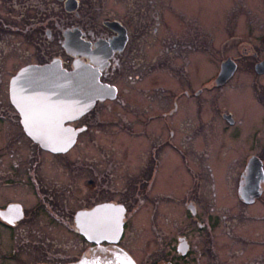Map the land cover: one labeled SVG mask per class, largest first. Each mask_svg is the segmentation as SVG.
I'll list each match as a JSON object with an SVG mask.
<instances>
[{
    "label": "flooded vegetation",
    "instance_id": "af4514ba",
    "mask_svg": "<svg viewBox=\"0 0 264 264\" xmlns=\"http://www.w3.org/2000/svg\"><path fill=\"white\" fill-rule=\"evenodd\" d=\"M58 1L61 16L35 17L42 27L39 34L57 42L56 52L46 57L37 49L36 57L31 56L33 61L25 62L24 58L18 64L17 53L22 49L17 47L18 29H27L34 21L29 10L40 14L39 10H48L50 2L0 0V264H192L193 259L200 264L198 258H192L194 252L201 257L213 253L217 258L213 264H218L213 240L208 247L206 240L202 247L194 244L188 223L174 225L168 239L155 231L153 242L164 245L148 262L139 260L121 241L132 233L133 219L128 218L151 214L155 219L160 213L171 215V219L188 217L213 239L218 219L209 212L215 206L208 207V199L214 205L221 204L222 188L230 175L229 165L225 168L223 161L229 148L220 143V135L240 123V112L220 106L216 99L226 96L225 87L240 71H254L257 79L264 77V31L257 32L256 19L252 18L237 19L240 24L232 27L238 32L227 36L214 35L188 18H175L168 27L164 16L170 10L175 12L173 0H119L124 12L106 5L99 8L106 0ZM234 3L233 9L240 12L242 7L252 15L264 0ZM6 7L9 9L2 16L1 10ZM18 21H26V25L20 27ZM229 23L234 21L228 20L226 28L231 29ZM207 36L209 43L216 40L222 52L233 51L222 53L214 48L210 54ZM193 50H201L196 59ZM200 57L203 65H209L207 60L212 58L217 65L199 81H193V63ZM78 60L96 68L100 81L116 87V94L96 100L81 115L68 116L64 123L76 132L75 140L66 150L53 152L34 141L23 126L12 81L29 65L56 61L71 72ZM229 71L225 81H218L219 74ZM257 81L248 92L252 102L256 105L254 97L262 107L264 84L259 86ZM104 107L110 116L105 115ZM135 107H142L147 116L131 117L129 111H135ZM149 107L152 113L147 112ZM193 107L207 118L199 122L194 119ZM261 113L262 109L259 127L252 133L257 142L250 148L254 151L246 155L235 175L236 196L247 204L264 194V161L255 152H264ZM119 139L121 144L131 139L139 145L140 160L131 168L123 159ZM219 146L223 156L218 153ZM229 155H233L231 151ZM255 159L259 169L248 173ZM167 174L180 176L178 197H174V191L160 187V181L167 182ZM248 174H252L250 180ZM105 205L122 213L118 242H97L84 236L86 226L94 227L93 234H98L97 226L106 225L98 222L112 215H96L97 208ZM88 215L90 222L86 223ZM155 224L161 230L160 223ZM223 233L231 236L233 230L223 229Z\"/></svg>",
    "mask_w": 264,
    "mask_h": 264
},
{
    "label": "rangeland",
    "instance_id": "374dc122",
    "mask_svg": "<svg viewBox=\"0 0 264 264\" xmlns=\"http://www.w3.org/2000/svg\"><path fill=\"white\" fill-rule=\"evenodd\" d=\"M46 1L50 2L48 10L44 12L39 10V12H41L40 14H37L34 9L29 10L31 21H34H32V24H30L27 29L23 27L17 31V47H22L21 51L18 50L17 53L18 64H21L22 62L20 61L24 58L25 62L33 61L30 60L31 58L33 59L31 56L36 57L38 54L37 52L39 51L46 57L51 56L54 52H56L54 49L57 47V42L52 41L51 38H47L43 34H39L40 30L38 29L41 28L42 32V27L37 21H35V17L43 19L50 14L61 16L58 8L59 1ZM233 4H235L234 0H173L175 12H172L171 10L168 11L164 16V19L168 27H171L175 18L179 21L184 18L191 19V21L196 20L202 27H205L209 31H213L214 35L217 34L218 36H227L230 33L232 34L236 33V31L238 32L235 27H232L240 24L241 21L238 22L239 20L237 19L247 20L252 18L253 20L256 19L255 26L257 27V32L264 31V4L259 3L256 13H253L252 15L248 14L242 7L239 8L240 12H238V10L233 9ZM104 5L108 8L124 12V6L119 0H106L99 4L98 7L101 8ZM8 9L9 8L7 7L2 9L1 15L3 16ZM227 19L234 21V24L229 23V26L231 25V29L226 28L228 24ZM18 25L22 27L26 25V21H18ZM207 38L208 43L206 42V44L210 46V49H208L209 53L213 52L214 48L216 49L215 51L220 50L218 49L219 44L215 43V39L213 42L209 43L210 38L208 36ZM37 49L38 51L36 52ZM51 49L53 50L51 51ZM24 50H28L25 55ZM230 51H233V49H228L223 52L220 50L222 53ZM200 52L201 50L192 51L194 59H196L195 57L198 56ZM41 53L39 54L41 55ZM203 60L204 59L200 57L193 63L191 71L193 81H199L208 74L212 67L217 65L213 58L207 60L209 65H203ZM212 72H210L209 75H211ZM236 75V78L234 77L235 79L233 78V80L228 83V86L225 87L226 96L220 101L216 99V103L220 104V106L221 104L229 106L237 112H240V115L237 116L239 117L240 123H237V125L233 127H228L226 131L220 135V143L224 145V147L229 148V152L231 151L233 155H229L228 152L223 158L225 168H227L228 165L230 168L229 179H224L225 186L222 188L224 200L221 204L219 203L218 205L217 203L214 205L211 199H208L210 202L208 207L215 206L214 209L209 210V212L213 215V218L217 216L214 220L218 219V223L212 232L213 239L210 236V232L208 233L206 230H199L194 223L195 221H192V219H189L188 217L181 218L178 215V219H171V215L167 213H158L159 215H157L155 219L150 213L149 216L146 215L144 217H138L137 215L133 217L131 216L128 219L129 221L133 219L130 225L132 233L127 231L128 237L124 235L121 243H123L124 247L126 246L131 253L133 252L139 260H145V262H148L149 259L151 260L153 258V254L156 253V250L163 247L164 243L157 244V242H153V236L156 234L155 231H157V234L160 235L161 233L165 234L162 235L163 238L168 239L167 234H170V230H173L172 227H174V225H184L188 223L189 226L187 229H189V234L191 235L194 244L202 247L206 240V247H208L213 240V245L219 254L218 264H264V194L257 198L255 203L247 204L238 200L235 193V175L237 169L242 165V162L245 161L246 155L251 154L254 151L250 148H253L252 145L257 142L252 133L259 127V115L261 109L264 114V104L261 102L262 107H260L257 100L253 97V101L256 103L255 105L250 98L251 92L249 93L248 90L251 91L256 80H258L257 84L259 86L264 84V77L257 79L258 77L254 71L252 73H241L240 71ZM237 85H242V87H240L237 91H232V89ZM134 92L137 91L134 90ZM262 100H264V97H262ZM116 108L121 111L120 107ZM131 109L133 108L125 111L127 112ZM141 109L142 107H135V111H129V113L131 112L129 115L131 117L139 115H144L146 117L147 114L142 113ZM152 109V107H149L146 110L148 113H152ZM103 111H107V109L104 107ZM192 114L193 118H196L198 122L201 118H207L198 114L194 107L192 108ZM105 115L110 116V111L108 110ZM228 138H232L233 140H226ZM119 142V147L123 148V159L125 160V163L128 164L129 168H131L136 161L139 162L140 160L138 158L139 145L136 141H132L131 139H125L122 144V141L119 139ZM255 152H259L258 154L260 158L264 161V152L257 150ZM218 153L223 156V151L220 150V146ZM179 178L180 176L177 174H167V182L163 183L160 181V187L174 191V195H176L174 197H178L177 194H179L181 190ZM192 195L191 197L193 198L197 197L196 195ZM136 197L137 200H139L138 196ZM146 205L147 201L145 200L144 206ZM174 207H176L179 211H182V209L178 206ZM218 215L220 218H218ZM224 216L225 218H222ZM168 219H170L172 223L168 224ZM155 222L160 223L161 230ZM230 228L233 230V235H225L223 233V229L230 230ZM162 229H164V231H162ZM192 258H198V262H200V264H213L217 261L215 260L217 258L213 253L201 257L199 252H194ZM196 263L197 261L193 259L192 264Z\"/></svg>",
    "mask_w": 264,
    "mask_h": 264
},
{
    "label": "water",
    "instance_id": "95a60500",
    "mask_svg": "<svg viewBox=\"0 0 264 264\" xmlns=\"http://www.w3.org/2000/svg\"><path fill=\"white\" fill-rule=\"evenodd\" d=\"M230 74L231 71L221 73L217 79L223 82ZM12 84L13 97L23 126L27 127L34 141L53 152L66 150L75 140L76 132L64 124L68 116L81 115L96 100L112 98L115 94L113 86L99 80V73L94 67L80 61L74 63L71 72H66L56 61L26 66L17 73ZM256 160L251 161L248 173L259 169L255 167V163H259ZM251 175L248 174V180ZM243 197L249 198L247 195ZM97 212L98 218L105 212L112 216L98 222H106L102 227L97 226L98 234H93L94 227L86 226L84 236L89 240L116 241L121 231V215L109 206L99 207ZM84 221L90 222L89 215Z\"/></svg>",
    "mask_w": 264,
    "mask_h": 264
}]
</instances>
